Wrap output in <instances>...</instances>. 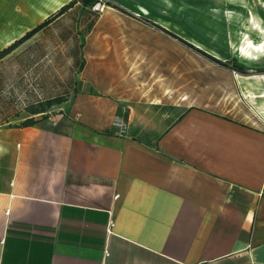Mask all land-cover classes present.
Returning <instances> with one entry per match:
<instances>
[{"label":"crops","instance_id":"obj_1","mask_svg":"<svg viewBox=\"0 0 264 264\" xmlns=\"http://www.w3.org/2000/svg\"><path fill=\"white\" fill-rule=\"evenodd\" d=\"M116 1L137 16L107 7L87 33L88 87L62 112L0 125V264L264 263V73L228 76L230 100H175L168 71L137 64L153 55L117 19L167 35L140 18L168 30L180 5ZM17 2L0 0V27L23 34L28 22L3 15Z\"/></svg>","mask_w":264,"mask_h":264},{"label":"rangeland","instance_id":"obj_2","mask_svg":"<svg viewBox=\"0 0 264 264\" xmlns=\"http://www.w3.org/2000/svg\"><path fill=\"white\" fill-rule=\"evenodd\" d=\"M109 1L123 10L108 6L102 0L88 7L76 3L0 60V125L23 124L25 119L35 117L30 115L27 106H36L58 96L65 97V101L52 105L36 116L62 112L63 105L76 92L88 87L81 81L79 69L88 24L95 15L99 18L105 13L107 7L132 18L137 16L131 11L132 3L127 4L129 9H126L116 0ZM68 2L69 0H64L62 3ZM174 2L175 5H180L176 10L181 11L161 19L164 22L167 20L169 31L211 56L227 62L230 67L237 64L249 75L264 73V53L256 59L241 57L242 44L248 45L247 40L264 45V0ZM60 6L44 9L41 4L34 6L38 10L43 9L45 13L36 22L26 24L28 27L25 32L43 22ZM3 21L0 19V23ZM117 21L119 26L128 27L135 33V52L153 55L151 58L154 60L138 61V65H149L168 71L167 79L169 83L173 81L175 100L177 90L188 91L191 103L213 102L216 95L218 98L230 100V89L225 87L229 85V77L238 75V72L211 62L169 35H160L148 28L134 27L130 21L127 23L119 18ZM17 25L19 23L2 24L0 32L16 31ZM21 34L1 43L0 48H4V45L19 38ZM1 35L3 33L0 38ZM137 40H142L141 44L135 45ZM156 79L158 83L165 80L164 77Z\"/></svg>","mask_w":264,"mask_h":264},{"label":"trees","instance_id":"obj_3","mask_svg":"<svg viewBox=\"0 0 264 264\" xmlns=\"http://www.w3.org/2000/svg\"><path fill=\"white\" fill-rule=\"evenodd\" d=\"M96 1H99V0H69L68 3L61 5L56 10V12H54L53 14L49 15L48 17H46V19H44L43 22H40L39 24L35 25L33 28H31L30 30L26 31L19 38L15 39L13 42L9 43V45H7L4 48L0 49V60L2 58H4L6 55H9L14 49H16L22 43H24L25 40L27 41V39H30L34 34H36L38 31H40L43 27H45L48 23H50L54 18H56L59 15L65 13L68 9L73 7L76 3H81L83 5V7H88V6L92 5L93 3H95ZM102 1H104L105 4L108 5V6H112V7H115V8L123 10L122 8H120L119 6L113 4L109 0H102ZM97 18H98V15H95V17L88 24L87 32H89L91 30V28L94 25V23H95ZM140 19L144 23H146L147 25H149L151 27H154L157 30H161L164 33H166L167 35L177 39L181 44H184V46H186V47L192 49L193 51H195L196 53L204 56L205 58H207L211 62L216 63V64L218 63V65H220L223 68H226V69H229V70H233V71L235 70L239 74H244V75L247 74L246 72H244V70H243V68L241 66H238L237 64H235L233 67H230L227 62H223L220 59H218V58H216L214 56H211L210 54L204 52L200 48H197L193 44H191L189 42H186V40H183L182 38L178 37L177 35H175L171 31L163 28L162 26L158 25L157 23H154L151 20H148V19H145V18H140ZM83 66H84V59L82 58V61H81L80 66H79L80 71L82 70ZM63 101H65V97L58 96L56 98L43 101V102H41L40 104H38L36 106H34V105L27 106V110L29 111L30 115H36L38 113L40 114V113H43V112L47 111L48 108H50L52 105H56V104L62 103ZM33 122H34V117L31 116V117L25 119V121L23 122V125H30Z\"/></svg>","mask_w":264,"mask_h":264},{"label":"bare ground","instance_id":"obj_4","mask_svg":"<svg viewBox=\"0 0 264 264\" xmlns=\"http://www.w3.org/2000/svg\"><path fill=\"white\" fill-rule=\"evenodd\" d=\"M63 1L64 0H28V1L27 0H18L19 4H18V2L12 3L13 5L8 6L7 10L3 13V15L7 16L12 21L18 20V21L26 22V23L27 22L28 23L36 22L45 13V11L43 9L38 10L34 6L39 5V4H41V6H43V4L46 3L47 5H45L44 8L57 7V6L61 5ZM9 2H10V0H9ZM27 3L33 5V7H31L32 9L27 6ZM21 28H23V27H21ZM21 32H22V30H18L15 32V35H17ZM12 36L13 35H9V36L1 38L0 44L8 41L9 39H11ZM247 42H248V45H247L248 47L242 45V52L245 54H251L252 52H259V51L264 50V45H262V43L255 44L252 41L250 42L249 40H247Z\"/></svg>","mask_w":264,"mask_h":264},{"label":"built area","instance_id":"obj_5","mask_svg":"<svg viewBox=\"0 0 264 264\" xmlns=\"http://www.w3.org/2000/svg\"><path fill=\"white\" fill-rule=\"evenodd\" d=\"M127 120L123 115H116L112 121L111 132L114 135H123L127 130ZM255 264H264V263H255Z\"/></svg>","mask_w":264,"mask_h":264}]
</instances>
